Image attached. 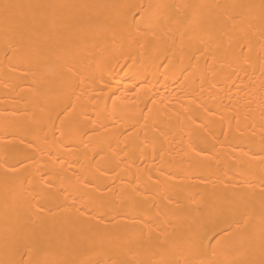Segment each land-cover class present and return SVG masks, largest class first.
<instances>
[{
    "label": "bare ground",
    "instance_id": "6f19581e",
    "mask_svg": "<svg viewBox=\"0 0 264 264\" xmlns=\"http://www.w3.org/2000/svg\"><path fill=\"white\" fill-rule=\"evenodd\" d=\"M0 264H264V0H0Z\"/></svg>",
    "mask_w": 264,
    "mask_h": 264
}]
</instances>
